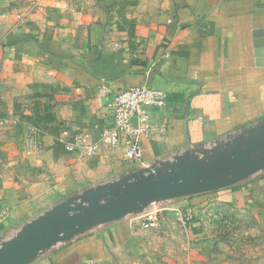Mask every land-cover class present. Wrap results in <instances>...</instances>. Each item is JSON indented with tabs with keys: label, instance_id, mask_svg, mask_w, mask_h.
Segmentation results:
<instances>
[{
	"label": "crops",
	"instance_id": "1",
	"mask_svg": "<svg viewBox=\"0 0 264 264\" xmlns=\"http://www.w3.org/2000/svg\"><path fill=\"white\" fill-rule=\"evenodd\" d=\"M140 84L168 95L164 107L147 109L156 132L143 141V164L165 173L235 141L264 118V0H0V210L9 211L0 248L59 203L131 173L144 177L120 146L83 156L59 139L62 127L96 137L113 125L106 103L114 91ZM29 123L41 129L39 152L27 150ZM263 186L264 168L214 190V201L236 205ZM206 192L158 199L156 228L140 223L141 207L28 264H138L185 210L198 227Z\"/></svg>",
	"mask_w": 264,
	"mask_h": 264
},
{
	"label": "water",
	"instance_id": "2",
	"mask_svg": "<svg viewBox=\"0 0 264 264\" xmlns=\"http://www.w3.org/2000/svg\"><path fill=\"white\" fill-rule=\"evenodd\" d=\"M264 118L247 127L235 141L215 149L206 159L190 156L173 163L158 179L137 173L108 187L87 191L77 203H59L22 228L0 248V264H28L40 251L87 227L123 218L162 198L187 196L232 185L264 168ZM105 200L104 202H102ZM83 202H93L85 206Z\"/></svg>",
	"mask_w": 264,
	"mask_h": 264
},
{
	"label": "rangeland",
	"instance_id": "3",
	"mask_svg": "<svg viewBox=\"0 0 264 264\" xmlns=\"http://www.w3.org/2000/svg\"><path fill=\"white\" fill-rule=\"evenodd\" d=\"M161 174L149 178L155 180ZM217 196L214 190L205 195L196 216L198 227L180 219L181 225L169 237L164 235L161 247H146L135 257L138 264H264V190L236 205L224 199L214 201Z\"/></svg>",
	"mask_w": 264,
	"mask_h": 264
},
{
	"label": "built area",
	"instance_id": "4",
	"mask_svg": "<svg viewBox=\"0 0 264 264\" xmlns=\"http://www.w3.org/2000/svg\"><path fill=\"white\" fill-rule=\"evenodd\" d=\"M104 88V87H103ZM167 93L157 87L140 84L129 86L111 95L106 103V108L111 114L113 125L101 130L96 137L83 130H71L62 127L60 141L66 151L78 152L83 156H93L105 146L108 148L121 147V156L124 161L142 162L143 141L151 138L156 132L155 125L151 122L148 107H164L167 103ZM41 129L34 123H29L23 138L28 151L39 152ZM142 165L146 171L144 176L158 174L161 165ZM139 215L140 223L147 228H156L159 225V214L163 209L156 201L142 206ZM8 209L0 210V220L8 215ZM193 212L190 209L181 214L183 222H191ZM191 264V263H189Z\"/></svg>",
	"mask_w": 264,
	"mask_h": 264
},
{
	"label": "trees",
	"instance_id": "5",
	"mask_svg": "<svg viewBox=\"0 0 264 264\" xmlns=\"http://www.w3.org/2000/svg\"><path fill=\"white\" fill-rule=\"evenodd\" d=\"M132 86H135V85H132ZM124 89V88H123ZM120 90H122V89H120ZM120 90H117V91H114V92H118V91H120Z\"/></svg>",
	"mask_w": 264,
	"mask_h": 264
}]
</instances>
